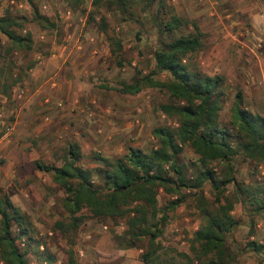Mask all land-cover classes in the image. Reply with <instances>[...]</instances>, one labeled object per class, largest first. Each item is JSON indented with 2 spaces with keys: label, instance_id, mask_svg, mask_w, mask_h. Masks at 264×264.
Returning a JSON list of instances; mask_svg holds the SVG:
<instances>
[{
  "label": "rangeland",
  "instance_id": "374dc122",
  "mask_svg": "<svg viewBox=\"0 0 264 264\" xmlns=\"http://www.w3.org/2000/svg\"><path fill=\"white\" fill-rule=\"evenodd\" d=\"M202 1L195 4L206 5ZM92 2L0 0V15L16 20L17 34L31 38V48L26 49L0 37V201L8 197L25 218L27 234L13 223L11 237L19 252H25L26 264H200L193 250L194 233L207 222V212L220 205L236 221L225 235L226 263L264 264V249L251 246L264 244V162L243 151L232 162L234 180L220 185L221 192L208 180L196 185V173L202 169L199 156L183 144L174 160L184 169L185 185L158 187L159 211L146 226L157 228L160 235L150 244L149 234L137 232L130 247L127 216L94 217L84 208V218H71L63 206L66 193L53 181V172L36 168V160L55 166L72 160L69 148L74 145L80 153L74 161L77 167L104 169L124 158L129 147L147 153L158 147L155 127H178L176 117L164 113L161 105L183 101L158 84L170 74L156 66L154 54L165 42L195 32V18L189 20L186 9L175 12L168 0L149 5L146 0H126L127 9L115 0ZM207 3L208 15L223 14L222 21H206L212 29L203 32L201 47L188 54L185 63L225 78L219 122L234 133L231 107L238 90L242 107L264 116V0ZM227 9L234 13L224 15ZM253 9L252 18L247 14ZM173 16L181 25L165 30ZM73 18L81 33L70 48L60 49L67 43L63 27ZM216 24L219 35L211 32ZM104 26L120 41L119 52H111L113 42L101 30ZM240 26L245 31L242 39L248 41L243 47L236 44L242 32L235 29ZM60 66L65 75L58 73ZM122 81L138 85L140 91H118ZM209 167L225 177L222 161ZM162 171L176 177L169 163ZM90 179L93 187L107 189L104 177L93 173ZM22 237L26 244L19 248Z\"/></svg>",
  "mask_w": 264,
  "mask_h": 264
},
{
  "label": "trees",
  "instance_id": "16d2710c",
  "mask_svg": "<svg viewBox=\"0 0 264 264\" xmlns=\"http://www.w3.org/2000/svg\"><path fill=\"white\" fill-rule=\"evenodd\" d=\"M100 0H93L96 5ZM119 6L124 7L126 0H115ZM154 0H146L149 5ZM127 9V7L125 6ZM19 23L9 16H0V31L17 47L31 48V38L17 34L13 26ZM53 25V24H52ZM181 20L172 17L164 27L172 30L179 27ZM195 32L180 35L156 50L154 56L156 66L167 71L170 79L158 83L166 88L172 97L183 101L181 105L162 104L161 110L170 116H175L178 127L172 130L167 126L155 127L153 136L157 139L158 147L150 152L135 147H129L128 153L122 159L104 169L94 171L77 167L74 161L79 156L76 146L70 145L71 159L61 166L45 164L35 161L36 168L53 172V181L66 193L63 206L71 218H84L81 211L86 208L94 217L103 216L119 218L127 216L128 235L127 246L135 245L136 233L146 232L150 235V244L160 235L157 228H147L148 222H153L158 214L157 190L163 186L185 185L184 169L177 165L174 156L181 151L183 144H189L199 156L202 169L196 173V185L208 180L218 190L234 180L232 176V162L238 153L257 162H264V116L242 107L241 91L235 94L236 98L231 107V116L234 133L228 126L221 125L219 114L222 110L223 86L225 78L221 75L210 76L191 68L185 63L188 54L198 50L201 45L203 33L196 24ZM111 41V52L117 53L122 46L119 40H114L107 34L104 27L101 29ZM16 80V79H15ZM118 90L122 93L134 94L140 91L138 85L121 82ZM220 160L225 165V177L220 178L209 164ZM169 163L176 174L172 178L163 173V164ZM93 173L104 177L107 189L95 188L90 182ZM217 202H221L216 195ZM135 203L134 205H131ZM225 207V206H224ZM221 205L215 211L207 212V222L194 233L193 250L197 253L200 264H227L225 253V235L236 224L229 214L228 208ZM262 207V206H260ZM132 213V214H131ZM0 215L2 234L0 235V264H26L25 252L16 248L11 237L13 223L22 226L21 234H27L23 226L25 218L6 197L0 201ZM166 217V216H165ZM164 214L162 216L164 220ZM60 225V223H59ZM154 227L156 224L153 225ZM253 249L261 251L264 244L251 242ZM151 252L144 254L148 261ZM209 256L206 260V256ZM204 258V259H203Z\"/></svg>",
  "mask_w": 264,
  "mask_h": 264
},
{
  "label": "crops",
  "instance_id": "0c3cea01",
  "mask_svg": "<svg viewBox=\"0 0 264 264\" xmlns=\"http://www.w3.org/2000/svg\"><path fill=\"white\" fill-rule=\"evenodd\" d=\"M209 1L210 0H203L202 2L204 4H206V5H201L199 7V5H196L195 4L196 0H173V3L170 0H168V2L170 4V8L174 9L175 12L177 10H181L182 11L183 9H186V12H187L186 15L189 17V20H191L192 18H195L196 25L198 26V28L200 29V31L202 33L203 32H209L212 29V28H208V26H206V21L209 22L210 19H213L212 21L213 22H217V23L222 21L221 20V17H222L223 14H221V16H214V17L208 15L209 14L210 7H209V4L207 2H209ZM232 1L229 0L230 3H232ZM228 10L229 9H227L226 11H224V15H226L227 13H229V15H231V14L234 13V11L231 12V10H229V11ZM69 15H70V12H69ZM69 15L66 16V19L69 17ZM247 15H249V16H251L253 18L254 17V9L252 11L248 12ZM217 27H218V24H216V26L213 27V29H215V30L214 31H211L212 34L219 35V32H221V28H219L220 26L218 28ZM262 29H263L262 27L258 26V29L257 30L262 31ZM235 30L236 31H239V32H242V36L241 35H238V37L236 38V39H238L237 42H236V44L239 45L240 47L246 46L247 45L246 42H248V41L246 39H242L244 37V35H245V31H243V28L240 26V28L238 27ZM174 31H175V29H174ZM78 32L80 34L81 33V30L79 28V25L75 23L74 18H73V20L71 22L66 23V26L63 27V36H64V39L67 40V43H63L61 45L60 49H63V48L68 49V47L70 45L72 46V44H75L76 41H77L76 34ZM3 35L4 34L0 31V37L3 36ZM6 38L8 39L7 36H6ZM41 69L42 68H40L38 70L41 71ZM64 69L65 68H63V66H60V68L58 70V73L65 75L66 73H65V70ZM26 89H28V88H26ZM25 91H27V90H25ZM0 96H1V94H0Z\"/></svg>",
  "mask_w": 264,
  "mask_h": 264
},
{
  "label": "built area",
  "instance_id": "2783aa9c",
  "mask_svg": "<svg viewBox=\"0 0 264 264\" xmlns=\"http://www.w3.org/2000/svg\"><path fill=\"white\" fill-rule=\"evenodd\" d=\"M25 238H20V240L18 241V244H17V246L19 247V248H21V247H23V246H25Z\"/></svg>",
  "mask_w": 264,
  "mask_h": 264
}]
</instances>
